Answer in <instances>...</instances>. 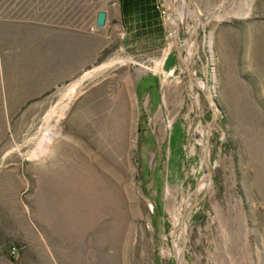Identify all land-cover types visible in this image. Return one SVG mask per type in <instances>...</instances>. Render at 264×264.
Instances as JSON below:
<instances>
[{
	"label": "rangeland",
	"instance_id": "obj_1",
	"mask_svg": "<svg viewBox=\"0 0 264 264\" xmlns=\"http://www.w3.org/2000/svg\"><path fill=\"white\" fill-rule=\"evenodd\" d=\"M188 1L0 0V264H264V0Z\"/></svg>",
	"mask_w": 264,
	"mask_h": 264
},
{
	"label": "crops",
	"instance_id": "obj_2",
	"mask_svg": "<svg viewBox=\"0 0 264 264\" xmlns=\"http://www.w3.org/2000/svg\"><path fill=\"white\" fill-rule=\"evenodd\" d=\"M120 6V18L125 32L122 37L128 36L135 38L151 39L155 36H163L166 34L164 25V14L162 10H175L177 0H164L162 7H158L155 0H117ZM174 15V14H173ZM80 46V45H78ZM82 47L85 48L84 45ZM167 60V59H166ZM165 64V63H164ZM172 71L174 65L169 66ZM137 88L140 92L150 94L151 99H167L166 93L170 94V88L166 92L165 88L160 85L158 75L143 76L137 82ZM162 91V92H161Z\"/></svg>",
	"mask_w": 264,
	"mask_h": 264
},
{
	"label": "water",
	"instance_id": "obj_3",
	"mask_svg": "<svg viewBox=\"0 0 264 264\" xmlns=\"http://www.w3.org/2000/svg\"><path fill=\"white\" fill-rule=\"evenodd\" d=\"M188 2H190L191 6H192V9H193V11L195 13V15H194L195 16V21H194L195 28L194 29L196 31L197 30L196 28L198 27V20H199V17H200L199 15L200 14H199L198 9L196 8L194 0H189ZM107 15H108V13L105 10L98 11V16H97V21H96L98 26H105L106 21H107ZM183 49H184V47H181L179 49V57L186 64L188 73L190 75H192V71L189 68V64L186 63V60H185V58L183 56ZM203 92H204V95L206 96V98H207V100H208V102L210 104V107L212 108V111H213L212 121H213V123H218L217 121H218V116H219V106L216 103V101L214 100V97L210 93L205 91V89L203 90ZM211 173L212 172L210 171L209 174L211 175ZM190 210H191V208H188V207H186L184 209L183 216H182L181 223H180V227L181 228L183 227L184 224H186L187 217H188V214H189ZM185 238H186V231L183 232V238H182L183 239V245H182V251L181 252H182L183 256L185 255V252H184L185 251V241H186Z\"/></svg>",
	"mask_w": 264,
	"mask_h": 264
},
{
	"label": "built area",
	"instance_id": "obj_4",
	"mask_svg": "<svg viewBox=\"0 0 264 264\" xmlns=\"http://www.w3.org/2000/svg\"><path fill=\"white\" fill-rule=\"evenodd\" d=\"M155 1H156V4L158 5V7L161 8L162 5H163V1H164V0H155ZM162 14L167 15V14H168V13H167V10H166V9H165V10L163 9V10H162Z\"/></svg>",
	"mask_w": 264,
	"mask_h": 264
},
{
	"label": "bare ground",
	"instance_id": "obj_5",
	"mask_svg": "<svg viewBox=\"0 0 264 264\" xmlns=\"http://www.w3.org/2000/svg\"><path fill=\"white\" fill-rule=\"evenodd\" d=\"M202 82V81H201ZM203 84H204V87H205V83L204 82H202ZM49 135V134H48ZM51 136V134L48 136V137H50ZM48 140V139H47ZM44 141V140H43ZM45 141H46V139H45ZM44 141V142H45ZM46 142H48V141H46ZM186 223H187V221H186Z\"/></svg>",
	"mask_w": 264,
	"mask_h": 264
}]
</instances>
